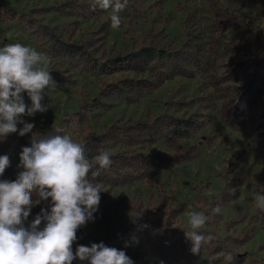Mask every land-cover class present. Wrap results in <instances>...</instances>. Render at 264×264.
<instances>
[{
  "label": "rangeland",
  "instance_id": "1",
  "mask_svg": "<svg viewBox=\"0 0 264 264\" xmlns=\"http://www.w3.org/2000/svg\"><path fill=\"white\" fill-rule=\"evenodd\" d=\"M93 3L0 0V47L21 43L36 48L48 60L55 82L43 93L41 104L49 106L47 111L21 119L34 124L37 136L63 128L64 134L84 145L89 159L90 150L101 144L112 126L131 130L168 116L194 121L200 129L189 139L159 146L162 158L189 157L154 178L111 187L107 170L95 179L89 174L93 183H100L102 199L93 219L77 230V238L110 245L112 235L126 238L153 221L169 223L185 237L187 212L204 211L210 219L203 234L214 239L201 247L195 264H214L218 259L226 264L227 253L245 256V264H264V211L255 209L253 199L255 192L264 193V0H128L118 29L111 27L110 11L93 8ZM46 30L79 48L78 59L66 51L57 57L50 54L44 45ZM147 48L156 58L147 67L115 72L113 59ZM178 54L198 61L192 60L190 67L181 61L187 71H174ZM90 68L96 71L88 73ZM165 77L169 79L138 101L132 100V91L124 92L131 83ZM22 95L31 107L27 93ZM33 133L0 138V155L10 159L0 180L13 181L22 171L20 154L31 146ZM128 148L133 152V147L116 152ZM31 198L36 201L39 196L33 192ZM51 206L50 198L35 204L20 227L31 230L41 209L50 213ZM217 206L220 213H213ZM172 207L183 210L175 221ZM46 223L42 219L37 230ZM117 245L134 264H161L153 252L132 247L127 239Z\"/></svg>",
  "mask_w": 264,
  "mask_h": 264
},
{
  "label": "clouds",
  "instance_id": "2",
  "mask_svg": "<svg viewBox=\"0 0 264 264\" xmlns=\"http://www.w3.org/2000/svg\"><path fill=\"white\" fill-rule=\"evenodd\" d=\"M128 0H94L93 8L110 11L111 27L122 24L120 13ZM48 60L36 48L21 43L0 47V138L17 133L23 137L33 133L34 124L21 117L45 112L49 106L41 104L46 88L55 86L50 75ZM22 93H27L32 105L28 107ZM23 124L22 128L17 127ZM30 145L23 147L19 168L13 181L0 180V264H72L77 257L90 264H134L124 250L108 247L103 242L91 247L80 245L73 253L77 230L93 219L98 209L100 183H93L100 170L112 164L110 150H100L89 159L84 145L77 142L64 129L55 127L41 134H32ZM10 166L8 155H0V176ZM98 166V168H97ZM96 169V170H94ZM36 192L39 199L33 201ZM51 199L50 213L44 208L31 224V230L22 225L35 204ZM254 207L264 211V193L253 194ZM220 207L212 209L220 213ZM46 220L43 230H37ZM210 217L204 211L187 212L185 237L191 241V253L198 255L203 244L214 239L203 230ZM215 259V258H213ZM228 262L231 253L224 255Z\"/></svg>",
  "mask_w": 264,
  "mask_h": 264
},
{
  "label": "trees",
  "instance_id": "3",
  "mask_svg": "<svg viewBox=\"0 0 264 264\" xmlns=\"http://www.w3.org/2000/svg\"><path fill=\"white\" fill-rule=\"evenodd\" d=\"M31 23V22H30ZM45 46L50 48V54L54 57L59 56L61 51L68 52L72 55L71 58L78 59L81 50L76 48L72 44L60 41L59 37L49 30L45 32ZM189 55V54H186ZM190 56V55H189ZM70 57V56H69ZM186 57V58H184ZM172 68L174 71L181 70L182 65L180 62H186V67L193 65V62H197L198 58L194 60L183 54H178L175 57ZM155 54L153 49H144L136 54L129 56L128 58L117 57L112 60V66L115 72L122 71L123 69L134 70L137 67L144 68L148 64L155 60ZM172 58H170L171 60ZM193 60V62H192ZM145 70V74L148 73V69ZM97 72L100 71V67L96 66ZM183 72L187 69L184 67ZM95 70V68H94ZM92 68L88 69V73L95 72ZM107 71V68H106ZM101 73V72H98ZM177 74V73H175ZM174 74V75H175ZM183 74V73H182ZM169 77L159 78L155 82L141 80L137 84L131 83L130 87H126L124 92L132 91V100H139L140 97L146 95L153 89L161 86L164 81L168 80ZM123 90H118L120 94H123ZM125 100L129 98L127 95H121ZM126 97V98H125ZM130 98V99H131ZM160 121H153L150 123H141L137 126H131V130L126 128H118L112 126L108 134H104L101 139V144H95L90 150L93 158L99 153L100 150H110L112 164L107 169H102L100 171H108V176H106V183L111 185V187H121L126 186L142 179H151L156 177L162 170L167 167L173 166L175 164L181 163L189 156L185 155H175V156H164L162 158V151L159 146L167 147L169 143H178L181 140H186L191 138L200 129V124L191 120H181L172 119L171 117L165 116L161 118ZM137 124V123H136ZM140 128V129H139ZM129 131V132H128ZM150 143L151 148H147L144 144ZM92 147V146H91ZM133 147L130 152V148L126 152H116L118 148ZM151 149V151H149ZM124 151V150H123ZM164 161H163V160ZM114 176L116 178H114ZM102 196L100 195V200ZM172 220L175 221L180 213L183 212L182 208L172 207ZM151 221V220H150ZM150 224H144L146 226L145 230L136 233L130 232L127 234L126 238H121L118 235L113 236V243L110 245L108 242H103L108 247H122L114 246L116 241H121L122 239H127L128 243L132 247L137 249H144L146 251L153 252L156 260L160 261L161 264H195V255L191 253L190 249L192 247L191 241L186 237H179L178 228L169 226L170 224H165L161 222H148ZM177 225V222H176ZM131 237V238H130ZM134 238V239H133ZM129 239V240H128ZM101 243V241H89V239H84L81 242V238H77L73 243V253H75L76 248L80 245L91 247L92 244ZM208 243L203 244L205 247ZM128 246V245H127ZM128 246V247H130ZM123 248V247H122ZM125 249V248H124ZM219 248H216L218 254ZM246 258L243 255H238L234 257V260L226 264H245ZM72 264H90L88 259L80 260L78 257L72 261ZM214 264H224L220 259H218Z\"/></svg>",
  "mask_w": 264,
  "mask_h": 264
}]
</instances>
